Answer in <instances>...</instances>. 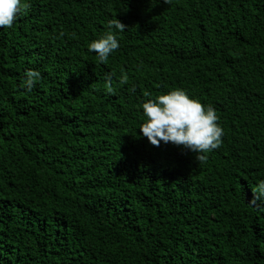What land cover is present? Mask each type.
<instances>
[{
  "label": "trees",
  "instance_id": "1",
  "mask_svg": "<svg viewBox=\"0 0 264 264\" xmlns=\"http://www.w3.org/2000/svg\"><path fill=\"white\" fill-rule=\"evenodd\" d=\"M25 2L0 26V264H264V0ZM174 87L219 116L204 161L140 134Z\"/></svg>",
  "mask_w": 264,
  "mask_h": 264
},
{
  "label": "clouds",
  "instance_id": "2",
  "mask_svg": "<svg viewBox=\"0 0 264 264\" xmlns=\"http://www.w3.org/2000/svg\"><path fill=\"white\" fill-rule=\"evenodd\" d=\"M23 7H27L25 0H0V26L11 27ZM108 26L122 30L125 25L116 17L108 21ZM119 46L117 36L110 30L92 39L88 49L104 62ZM39 77L38 70H26L22 84L31 90ZM142 110L146 119L139 125L140 134L153 145L172 142L194 152L198 160L204 161L222 143L224 129L218 122L215 107L202 103L181 87L147 99L142 103ZM254 196L264 197V180L257 184Z\"/></svg>",
  "mask_w": 264,
  "mask_h": 264
}]
</instances>
